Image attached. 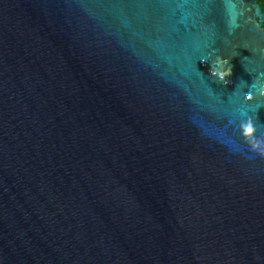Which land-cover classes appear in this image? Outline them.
I'll list each match as a JSON object with an SVG mask.
<instances>
[{
  "label": "water",
  "instance_id": "1",
  "mask_svg": "<svg viewBox=\"0 0 264 264\" xmlns=\"http://www.w3.org/2000/svg\"><path fill=\"white\" fill-rule=\"evenodd\" d=\"M258 0H0V264H264Z\"/></svg>",
  "mask_w": 264,
  "mask_h": 264
},
{
  "label": "flooded vegetation",
  "instance_id": "2",
  "mask_svg": "<svg viewBox=\"0 0 264 264\" xmlns=\"http://www.w3.org/2000/svg\"><path fill=\"white\" fill-rule=\"evenodd\" d=\"M257 2L260 5L262 11H264V0H258ZM262 28L264 29V21L262 23Z\"/></svg>",
  "mask_w": 264,
  "mask_h": 264
}]
</instances>
